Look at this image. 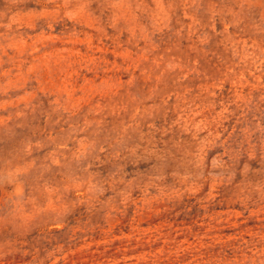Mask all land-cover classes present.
I'll return each mask as SVG.
<instances>
[{
	"label": "rangeland",
	"instance_id": "1",
	"mask_svg": "<svg viewBox=\"0 0 264 264\" xmlns=\"http://www.w3.org/2000/svg\"><path fill=\"white\" fill-rule=\"evenodd\" d=\"M0 264H264V0H0Z\"/></svg>",
	"mask_w": 264,
	"mask_h": 264
}]
</instances>
